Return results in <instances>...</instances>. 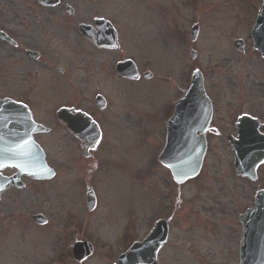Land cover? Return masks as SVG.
Here are the masks:
<instances>
[{
  "label": "rangeland",
  "instance_id": "374dc122",
  "mask_svg": "<svg viewBox=\"0 0 264 264\" xmlns=\"http://www.w3.org/2000/svg\"><path fill=\"white\" fill-rule=\"evenodd\" d=\"M31 1L0 0V27L3 21L10 24L6 21L7 12L11 11L8 7L18 10V23L25 25L31 20L36 21L33 9L24 12L19 10L22 6H35ZM179 1L174 0V8L181 14L175 15V20L179 27L180 24L187 26L189 13L187 8L179 6ZM198 1L196 8L200 13L199 36L195 43L184 41L181 44L180 40L174 41L171 36L166 35L169 26L164 23L162 8L167 9L170 0H122L127 6L131 4L129 11L131 20L134 21L132 29H137V34L131 30L128 35L124 33L123 22H120V15L124 16L126 11L121 7L119 13L116 9L117 0H63V3L77 7L75 19H69V23L75 24L90 16L89 10L96 6L97 9L100 7L101 12L111 15L121 27V52L149 59L157 77L153 81L144 82V85L137 84V90L132 96L124 93L121 103L132 109L118 111L119 120L106 127L102 142L92 159L83 160L78 155L76 146L69 142L70 137H67L62 128L54 127L51 134L41 136L48 162L57 170V177L47 183L31 182L17 197L12 192H9V196L2 197L0 205L3 206L0 211L6 204H11L12 209L6 211L3 221H0V264H51L55 259L57 264H112L120 249L128 247L134 240V235H128L125 229L128 223L124 224V221L130 218L138 221L137 230H142L136 235L140 237L147 225L145 222L150 218V212L154 213L162 208L161 201L165 198L161 199V196L167 194L166 202L169 204V211L173 210V220L176 224L181 220L186 222L181 229L171 233L169 243L161 250L159 257L164 264H237L240 236L237 216L252 205L254 190L244 180L234 177L225 136L220 134L221 137H213L212 144L216 148L209 154L204 176L182 185L179 195L167 169L156 162V148L162 139L160 122L157 123L158 118L154 112L167 99L181 95L184 86L179 84L180 78H176V75L179 76L182 64L184 68H199L204 75L206 88L220 94V106L216 105L214 108V116L215 122L220 119L225 124L246 110L241 107L245 85L237 91L240 99H234L239 102L237 105L233 104L234 111L231 108L233 105L226 103L231 80H247L251 77L257 81L256 73L261 69L257 54L251 55L249 47L244 55H240L230 49L229 43L234 38H245L244 17H249L256 10L259 0ZM212 1V5L206 4ZM23 13H26L27 21L24 20ZM64 14L63 12L62 18L55 22L56 25L66 23ZM3 15L5 18L2 20ZM54 17L49 12L45 15L46 20L54 21ZM169 19L172 20V17ZM31 33L33 32L27 30L25 34L26 45H32L33 41L39 39L37 34ZM177 43L184 55L182 61L176 50ZM191 50H200L201 55L192 59ZM2 51L1 48V55ZM47 61V65H50L48 67L41 68L44 63L40 61L32 65L39 70V74L31 71L23 73V79L26 87L35 88V94L27 89L26 97L33 94V109L37 118L52 126L56 125L54 120L50 123L54 112L52 105L61 101L58 95L68 86L67 83L58 82L63 76L54 68L57 66L66 69V64L60 62L62 58ZM80 61L83 63L84 58ZM81 62L74 60L72 65L74 68L78 67ZM4 64L0 62V67ZM5 65L10 67L9 64ZM67 68L69 75L75 78L70 67ZM75 71V75L80 77L81 72ZM50 81L57 82V86L47 84ZM106 82L113 86L110 78ZM118 85L119 89H124L122 85ZM93 87L94 83L92 89ZM3 88L0 83V90ZM104 88L108 91L106 85ZM0 94L2 95L1 92ZM224 133H229V128ZM68 142L72 146L69 153ZM76 157L80 163L74 162ZM85 176L90 178L86 180L83 178ZM90 182L97 184L99 204L97 210L89 215L79 205L81 197L78 188L80 183L84 191L85 185ZM177 197L178 201H175ZM15 199L23 203L18 206ZM81 201L83 202L82 199ZM34 211L42 213L49 223L45 226L33 225L30 215ZM69 219H74V225L67 227ZM64 226L67 230L63 233ZM74 226L80 230L78 233L83 239L94 245L93 254L80 263L72 259L68 247L73 240L68 237Z\"/></svg>",
  "mask_w": 264,
  "mask_h": 264
},
{
  "label": "flooded vegetation",
  "instance_id": "af4514ba",
  "mask_svg": "<svg viewBox=\"0 0 264 264\" xmlns=\"http://www.w3.org/2000/svg\"><path fill=\"white\" fill-rule=\"evenodd\" d=\"M6 1V0H4ZM19 3V1H17ZM31 3L35 4L33 7L24 6L19 7L21 12L26 11L27 9H33L36 15V21L31 20L28 24L18 23V10L15 8L8 7L11 11L7 12L8 17L6 19L8 23L1 22L2 27H0V31L8 39H0V49L2 48V55L0 54V62L5 64H9L8 68L5 64L0 67V83L4 86L3 90H0L2 95L0 94V98L8 99L16 104H20L24 107H27L32 112L34 120L38 123H42L39 118L36 117L35 111L33 109V94L26 97V90L29 89L31 93H36L34 91V87H26L23 79V73H29L30 71L33 74H38L39 70L35 69L34 65L37 62H42L41 68L48 67L47 65L48 59L51 61L54 58L60 57L67 49V58L68 61L76 60L77 62H81L80 60L84 58L83 63L78 67H75L77 71H80L81 76H76L77 73L74 69H72V78L69 73L62 75L59 83H67V89L63 88L62 92L58 97L60 98V102L57 107L68 108L75 112H80L83 114H87L92 121H94L100 128L101 137L103 138L104 132L106 131V127H110L114 124L115 120L118 119V114L123 110L131 109L129 107H124L122 103H118L117 97H121L125 92L126 95H134L137 90V84L142 83L145 84L143 78L139 77L138 79L129 80L127 78H123L121 76H117L113 73V63L118 59L117 57L122 56L120 50H109L105 48H101L90 41V38L97 37L98 31L93 26V21L95 18H104L109 21L111 26L114 27L113 19L109 16H106L104 12H99L100 8L94 7L93 9L88 10L91 11V15L86 18L80 19V21L74 23H69L70 21H74L75 19V9L71 7V9L65 8L64 5L57 7H43L39 4H36L33 0ZM179 5L181 7H188L189 9L195 8V1H190L189 3L185 0H180ZM162 12H164L165 16L163 18L164 23L168 24L169 28L166 29V35L171 36L175 41L181 40L185 41V30L180 24V27L177 25L175 20V15H178L177 9L173 8L172 11L169 9L162 8ZM16 10V11H15ZM56 10V11H54ZM38 12V13H37ZM50 13L51 17H54V21L46 20L45 15ZM64 14V20L66 23L61 24L60 26L56 25V21L61 19ZM172 17V20L169 17ZM26 13H23V18L26 20ZM5 18L3 15L2 20ZM195 18V17H193ZM27 21V20H26ZM58 22V21H57ZM18 23V24H17ZM134 23V22H133ZM130 26V32L137 34V29H132V25ZM33 24V25H32ZM16 25V26H15ZM24 28H23V26ZM86 27L83 32H81L80 26ZM14 26V27H13ZM27 30H30L32 35L37 34L39 39H36L32 42V45L25 44V34ZM245 31L248 30L246 27ZM125 34H129V32H124ZM117 41L120 43L121 29H116ZM199 36V34H198ZM198 36L190 41L191 43H195ZM241 45H238V49H236L238 54L244 55L247 48L250 46V39L241 38ZM231 42V41H230ZM177 47L176 50L181 57H184L181 52V48ZM72 46L76 48L77 54H73ZM232 48H234L232 46ZM196 55H200L199 50H191ZM234 51V50H233ZM236 51V52H237ZM118 53V54H115ZM257 54L261 69L256 73L257 81L249 77L247 80L242 78L239 80H231V86L227 91L229 96L226 99V103L232 106L233 104H239L238 101L240 97L237 94L238 89L241 88L242 85H245L243 92L244 98L241 103V107H244L246 110L245 114L250 116H254L257 118L258 122V132L261 135H264V59L258 54L253 53L251 55ZM119 55V56H115ZM131 60L135 62V66L140 73H143L145 70L143 69V65L139 63H149V59H141V57L136 56L135 54L130 53ZM38 68V67H37ZM64 73V72H63ZM76 73V75H75ZM107 78L111 79L112 85H109L106 80ZM57 82L50 81L49 84L51 86H57ZM92 83H94V87L92 89ZM118 84L122 85L124 89H119ZM104 85L108 88V91L104 88ZM64 86V85H62ZM91 87V88H90ZM65 90V91H64ZM212 101L220 106V94H216L215 92L211 94ZM254 99V100H253ZM123 108V109H122ZM231 108H235L233 105ZM79 109V111H77ZM120 112L118 113V111ZM232 111V113H233ZM7 116V121L5 123H1L0 127V157L6 156H20L24 152H16V150H20V141L25 138L26 134H30L32 139L40 144L41 135H35L31 129L26 128L25 126V118L24 113H21L19 110L14 108L9 109L5 112ZM233 115V114H232ZM214 116V115H213ZM216 116H214L210 129L206 134L207 140V157L212 152L216 145L212 144L213 137H221L225 136L226 138V146L229 150L228 146V138L235 137V122L236 117H233L232 120L225 124L220 120L215 122ZM215 122V123H214ZM55 129L61 128V125L56 122V125H53ZM229 128V133H224L226 129ZM67 137L69 138V142H72L77 150L79 149V141L71 134L66 132ZM221 134V135H220ZM228 134V135H226ZM212 135V136H211ZM216 135V136H215ZM211 137V138H210ZM68 142V148L70 151L72 150V146ZM217 153V151H216ZM91 158L93 156L91 155ZM16 173V169L14 167H5L0 171L1 176L6 178L13 176ZM257 178L254 181H251L249 178L241 177L248 185H251L253 189L257 187L264 189V163L260 164L257 169ZM20 182H17L15 185L7 187L4 189L2 193H0V201H2V197L4 195L9 196V192H12L14 196H19L24 189L31 182H26V178L19 176ZM245 184V183H244ZM20 186V187H18ZM167 196H161V199L165 198V200L161 201L162 208H165L162 212H167L166 205L168 209V203L166 202ZM14 198V197H12ZM159 198L157 199L159 204ZM15 204L21 205L23 201L14 200ZM14 205V204H13ZM3 205H0L2 207ZM15 206V205H14ZM13 206V207H14ZM7 209V210H6ZM12 205L6 204L4 207V211H0V221L2 222L5 217L6 211H11ZM169 236L173 231H177L182 228V224L186 222V220H181L180 223L176 224V222L171 219L169 220Z\"/></svg>",
  "mask_w": 264,
  "mask_h": 264
},
{
  "label": "water",
  "instance_id": "95a60500",
  "mask_svg": "<svg viewBox=\"0 0 264 264\" xmlns=\"http://www.w3.org/2000/svg\"><path fill=\"white\" fill-rule=\"evenodd\" d=\"M197 93L200 94L202 100L195 101L191 100L190 97L195 96ZM203 93L202 88V77L201 75H196L193 78L188 98L182 103L183 109H187V119L193 118L195 114V108L200 109L202 105L206 107V100ZM180 111L177 110L174 119H179L180 115L178 114ZM209 113V110L205 111V113ZM208 122V117L205 120ZM189 126H186V130H189ZM195 128V127H194ZM193 128V129H194ZM188 135V133L186 134ZM204 154V143H202L201 147H199L198 143H196L193 139H185V140H177L169 138L166 143V147L160 157L161 162L168 166L171 169L172 175L176 182L181 183L189 178L195 176L198 172L201 161ZM40 163V171L36 172L34 168H30L31 171H28L29 174L33 178H44L47 177L44 173H47V170L44 166L43 157L38 159ZM255 210L249 211L241 218V223L244 224L248 221L250 224L252 223V218L257 217L260 219L262 226L264 225V192H258L255 198ZM245 239V238H244ZM243 242H241L240 247V263L244 264L245 261V253L243 251ZM141 244L134 245L131 250L120 257L117 264H135V263H144V264H157L154 261L155 250L152 251L150 256L142 255L146 249L141 248ZM143 250V251H142ZM91 253V248L88 247V250L80 251L74 254L76 260L80 261Z\"/></svg>",
  "mask_w": 264,
  "mask_h": 264
},
{
  "label": "snow or ice",
  "instance_id": "6c2138e0",
  "mask_svg": "<svg viewBox=\"0 0 264 264\" xmlns=\"http://www.w3.org/2000/svg\"><path fill=\"white\" fill-rule=\"evenodd\" d=\"M77 111H79V109H77ZM85 115H87V114L85 113ZM80 127L86 129L87 128V122L85 121V122L81 123ZM96 142H97L96 139L94 137H92L91 138V143H96ZM261 163H264V161H261ZM149 256H150V252H149Z\"/></svg>",
  "mask_w": 264,
  "mask_h": 264
}]
</instances>
